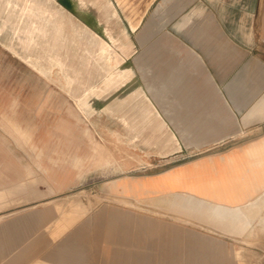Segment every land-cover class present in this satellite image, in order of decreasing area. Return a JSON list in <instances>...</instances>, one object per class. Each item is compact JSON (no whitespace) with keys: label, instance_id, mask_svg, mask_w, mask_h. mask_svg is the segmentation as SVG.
Wrapping results in <instances>:
<instances>
[{"label":"crops","instance_id":"obj_1","mask_svg":"<svg viewBox=\"0 0 264 264\" xmlns=\"http://www.w3.org/2000/svg\"><path fill=\"white\" fill-rule=\"evenodd\" d=\"M235 1L238 8L194 31L206 35L202 40L192 35L195 55L178 60L176 87L167 86L166 96L175 106L157 95L163 90L147 85L182 147L163 155L164 161H173L166 166L128 174L148 176L142 192L154 199H135L128 178L123 191L113 192L125 201L91 205L55 187L49 195L25 200L22 186L0 174V264H168L169 258L178 264L180 245L190 242L231 260L232 246L226 253L220 238L199 239L182 223L189 217L207 225L195 219L207 203L258 208L264 214V204H249L264 187V0ZM195 7L177 20L179 31L189 32L187 26L202 10ZM153 209L160 214L141 211ZM206 229L232 239L229 228ZM151 235L165 243L155 246L145 237ZM215 242L219 247L213 250Z\"/></svg>","mask_w":264,"mask_h":264},{"label":"rangeland","instance_id":"obj_2","mask_svg":"<svg viewBox=\"0 0 264 264\" xmlns=\"http://www.w3.org/2000/svg\"><path fill=\"white\" fill-rule=\"evenodd\" d=\"M3 1L0 0V7ZM238 3L235 0H51L43 6L46 15L51 18L46 27L47 37L38 38V45L33 52L12 41L9 24L5 28L0 26L2 179L9 184L21 185L25 200L49 195L55 187L66 193H74L78 199L87 200L93 205L112 200L125 201L126 198H117L113 192L119 191V187L123 191L128 178H132L136 190L135 199H154L151 193L144 196V185L135 182L140 178L149 182L148 176L132 177L128 174H145L166 166L173 161H164L163 155L173 152L178 146L176 143L166 144L162 154L158 153L157 145H147L145 140L148 138H137L124 132L123 125L114 117L98 120L96 127L105 137L99 138L90 126V119L96 115L99 118L103 114L97 98L109 73L97 65L96 69L100 73L95 76L88 68L84 71L85 81L80 85L77 83L80 80L78 76H70V62L79 60L72 56V52L86 51L82 37L76 30L84 22L89 25L96 23L93 26L96 35L110 43V71H116L124 63L130 62L137 68L143 85H156L155 89L163 90L157 95L164 97L170 93L167 86L173 89L176 87L174 69L181 67L176 64L178 60L190 57L195 52L192 49L190 51L192 35L201 40L206 35L194 31L199 26L215 24V16L235 10ZM193 6L202 9L201 12L190 21L187 26L189 32L179 31L175 26L177 20ZM53 16H61L62 19L63 34L57 38V46L49 41L53 33ZM1 18L0 12V22ZM104 27L107 30H103ZM108 32L112 34L110 41L106 34ZM216 36L220 37L217 40H225L223 34ZM87 55L94 57L95 53ZM41 68L50 70L41 73L38 70ZM166 77L169 80L165 81ZM68 81L75 83L71 98L66 94ZM141 82L135 84L140 86ZM171 99L166 96L165 102L173 107L176 103ZM76 106H79L82 116ZM107 127L124 132L134 145H129L123 139L118 140V147L111 141ZM191 154V151L183 152L177 160ZM139 157L141 161H136ZM118 175L122 176L114 179ZM141 211L160 214V210L154 209ZM201 211L195 215V219L205 221L207 225L188 217L183 220V229L195 233L199 239L210 235L220 238L224 252L230 254L229 247L232 246L231 260L216 252L219 247L216 242L210 244L211 249H216L215 252L205 251L204 246H201L203 243L190 242L180 245L182 256L178 264H264V222H259L260 210L239 208L221 217L214 210L213 204L207 203L206 209ZM209 226L221 230L231 229L232 239L224 240L222 236L209 233L206 231ZM171 236L167 240L168 254L172 248ZM145 237L158 247L161 242L165 243L159 237ZM168 261V264L173 262L170 258Z\"/></svg>","mask_w":264,"mask_h":264},{"label":"bare ground","instance_id":"obj_3","mask_svg":"<svg viewBox=\"0 0 264 264\" xmlns=\"http://www.w3.org/2000/svg\"><path fill=\"white\" fill-rule=\"evenodd\" d=\"M50 1L51 0H4L3 5L0 7V12L2 14L0 26L5 28L9 24L12 41L19 43L33 52V49L38 45V38L47 37L48 31L46 27L47 24L51 22V18L44 12L45 8L43 6ZM86 15V17H88V14ZM89 15L91 17L90 13ZM56 18L58 19L57 21ZM52 20L53 33H51V40L49 41L57 46L59 45L57 38L63 34L62 19L61 16H53ZM83 24V26L78 27L76 33L82 37L81 41L84 42L83 46L86 48V51L72 52V56L79 58V60L70 62L69 74L70 76H78L80 80H78L77 83L80 85L85 81L84 71L88 70V68L92 70L93 75L95 76L100 73L99 70L96 69L97 65H100L103 70L109 73V76L103 81V86L97 98V103L102 108L103 114L99 118H97L96 115L90 119V121H92L90 126L98 134L99 138L103 139L105 137L96 127L98 120L104 121L105 117H114L118 118V121L123 125L124 132H127L133 137L148 138V140H145L147 145H157L158 153L162 154L163 147L170 143H176L179 149L181 147L179 139L173 129H171L169 120L160 111L157 103L154 101V96L152 97L151 92L152 87L143 85L137 72V68L130 62L124 63L122 67L116 71H110L112 68V61L109 56L110 43L104 42L102 38L96 35L93 30V26H95L96 23L89 25L84 22ZM103 30L107 29L104 27ZM106 34L110 41L112 39V34L109 32ZM92 52L95 53L94 57H88L87 54ZM38 70L41 73H46L50 69L47 70L46 68H41ZM70 80L71 79L69 78V81ZM69 81L67 84L69 86L68 92H66V94L71 98L72 93L75 91V83H69ZM136 82H141V87L136 85ZM75 101L78 102V100ZM76 108L82 116V111L79 106H76ZM107 128L112 137L111 141L118 147V140L123 139L126 140L129 145H134L129 139H127L124 132L111 127ZM128 155L131 157L130 154ZM128 159L130 160V158ZM76 161L78 162V160ZM136 161H141V157ZM137 181L141 185L146 183V180L143 178H140L135 182ZM261 203L264 204V187H262V190H260L258 194L249 200V204ZM213 208L221 215V217H223L226 214L234 213L235 210H239V205L231 206L229 204L214 203ZM218 214L217 216H219ZM259 222H264V214L261 215ZM249 223H251V220H249Z\"/></svg>","mask_w":264,"mask_h":264}]
</instances>
